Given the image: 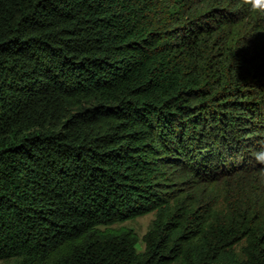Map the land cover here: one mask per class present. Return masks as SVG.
Masks as SVG:
<instances>
[{
    "label": "trees",
    "instance_id": "1",
    "mask_svg": "<svg viewBox=\"0 0 264 264\" xmlns=\"http://www.w3.org/2000/svg\"><path fill=\"white\" fill-rule=\"evenodd\" d=\"M261 150L241 0H0V262L264 264Z\"/></svg>",
    "mask_w": 264,
    "mask_h": 264
},
{
    "label": "rangeland",
    "instance_id": "2",
    "mask_svg": "<svg viewBox=\"0 0 264 264\" xmlns=\"http://www.w3.org/2000/svg\"><path fill=\"white\" fill-rule=\"evenodd\" d=\"M154 219H155V214L151 213L133 221H127L123 224H117L112 227L102 228V230L103 231L111 230L114 232H119L121 230H133L140 239V242L137 246V250L138 252L142 253L145 250V245L142 239L149 230ZM0 264H16V263L14 261H9V262H0Z\"/></svg>",
    "mask_w": 264,
    "mask_h": 264
},
{
    "label": "clouds",
    "instance_id": "3",
    "mask_svg": "<svg viewBox=\"0 0 264 264\" xmlns=\"http://www.w3.org/2000/svg\"><path fill=\"white\" fill-rule=\"evenodd\" d=\"M243 7H246L252 15L264 17V0H241ZM254 159L264 165V150L254 154Z\"/></svg>",
    "mask_w": 264,
    "mask_h": 264
}]
</instances>
